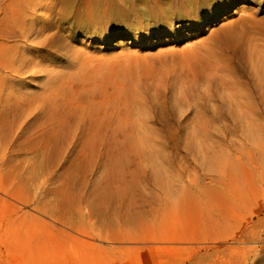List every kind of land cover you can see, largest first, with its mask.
<instances>
[{
  "label": "rangeland",
  "instance_id": "374dc122",
  "mask_svg": "<svg viewBox=\"0 0 264 264\" xmlns=\"http://www.w3.org/2000/svg\"><path fill=\"white\" fill-rule=\"evenodd\" d=\"M39 1L0 0V264H264V0Z\"/></svg>",
  "mask_w": 264,
  "mask_h": 264
},
{
  "label": "bare ground",
  "instance_id": "6f19581e",
  "mask_svg": "<svg viewBox=\"0 0 264 264\" xmlns=\"http://www.w3.org/2000/svg\"><path fill=\"white\" fill-rule=\"evenodd\" d=\"M20 3H21V12L24 13L26 12L27 10H25L26 8L29 9V10H35L39 4V0H19ZM205 1V0H204ZM58 3V2H57ZM202 3V2H201ZM161 3H159L158 5V8L161 6L160 5ZM198 5V4H197ZM196 5V6H197ZM200 5V4H199ZM43 6V5H42ZM46 7V11H49L51 12L53 7L54 6H45ZM210 7V6H209ZM157 8V9H158ZM112 9H114V7H112ZM54 10V9H53ZM40 11V9H39ZM117 11L115 10H111V14L112 16H117L119 17V14L116 13ZM234 12V11H233ZM144 13V12H143ZM180 14L181 12L179 11L178 13H175L173 14V16L175 18H180ZM34 15V14H33ZM145 15V14H143ZM114 16V17H115ZM147 16V15H146ZM20 18V17H19ZM34 18V17H32ZM31 18V19H32ZM49 18V17H48ZM120 20V18H119ZM118 22V21H117ZM39 23V22H38ZM43 23V22H42ZM19 24V23H18ZM41 24V23H39ZM47 24V23H46ZM46 24L44 25V23L42 24V28H40L37 32H36V36L35 38L31 41H29V38H30V35H29V29L28 27H26L27 24H25L24 22L21 24V33L19 34L21 40H22V43L23 45L20 47V46H14L15 48V53H13V56L15 55L16 56V59L14 61H12L9 66H7L6 68H4L6 71V76L8 75L10 80L12 81H17L19 83V85L21 86L23 84V81H22V76L27 74V73H31V74H34V73H37L39 72V69H41L42 67V64L44 63V61H39L38 59H35L33 56L31 57L30 55H27V52H29L34 46H40L42 44V36H44V34L46 33L45 31L46 30H43L46 26ZM20 25V24H19ZM28 26V25H27ZM37 27V25H35ZM34 26V27H35ZM83 27L85 25H82ZM25 27V29H24ZM40 27V26H39ZM85 28V27H84ZM158 30H161V26L158 27ZM31 34L32 31H31ZM125 34V33H124ZM18 36V37H19ZM46 37V35H45ZM17 40V39H16ZM20 41V39H19ZM21 43V42H20ZM29 43V44H28ZM33 46V47H32ZM10 49V48H9ZM12 49V47H11ZM6 50V49H5ZM8 51V50H7ZM11 51V50H9ZM3 56V55H2ZM9 58V57H8ZM12 60V59H11ZM43 62V63H42ZM3 69V68H2ZM85 69V68H84ZM7 80V79H5ZM8 82V81H7ZM19 87V86H18ZM187 89V88H186ZM23 89L20 87L18 89H13L11 86L10 88H8V93L5 94V101H4V104L9 106V103L11 100L14 101V103L16 104V107L17 109H45V106H50L52 104L51 101H52V97L54 96L53 95V90H52V94H48L45 96L44 101L45 102H48V103H37L35 100H36V97L35 99L32 97V95H28L26 94L25 92L22 91ZM55 91L57 92V90L55 89ZM51 93V92H50ZM55 94V93H54ZM56 95V94H55ZM58 96V95H57ZM12 98V99H11ZM56 102V100H55ZM11 104V103H10ZM48 104V105H47ZM55 104V103H53ZM6 107V106H5Z\"/></svg>",
  "mask_w": 264,
  "mask_h": 264
}]
</instances>
